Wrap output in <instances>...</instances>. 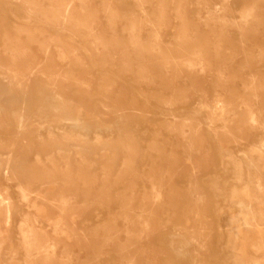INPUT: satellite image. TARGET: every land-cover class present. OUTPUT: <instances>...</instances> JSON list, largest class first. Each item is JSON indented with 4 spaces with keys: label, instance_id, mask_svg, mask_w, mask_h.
I'll return each instance as SVG.
<instances>
[{
    "label": "rangeland",
    "instance_id": "obj_1",
    "mask_svg": "<svg viewBox=\"0 0 264 264\" xmlns=\"http://www.w3.org/2000/svg\"><path fill=\"white\" fill-rule=\"evenodd\" d=\"M0 264H264V0H0Z\"/></svg>",
    "mask_w": 264,
    "mask_h": 264
},
{
    "label": "bare ground",
    "instance_id": "obj_2",
    "mask_svg": "<svg viewBox=\"0 0 264 264\" xmlns=\"http://www.w3.org/2000/svg\"><path fill=\"white\" fill-rule=\"evenodd\" d=\"M57 105H58V104H57ZM60 109L62 110V109H63V107L59 105V106L57 107V110H56V112H57V111H59ZM67 109H68V108H67ZM260 160H261V159H260Z\"/></svg>",
    "mask_w": 264,
    "mask_h": 264
}]
</instances>
